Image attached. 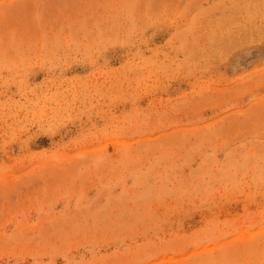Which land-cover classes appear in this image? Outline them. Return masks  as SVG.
<instances>
[{
	"label": "rangeland",
	"instance_id": "374dc122",
	"mask_svg": "<svg viewBox=\"0 0 264 264\" xmlns=\"http://www.w3.org/2000/svg\"><path fill=\"white\" fill-rule=\"evenodd\" d=\"M0 264H264V0H0Z\"/></svg>",
	"mask_w": 264,
	"mask_h": 264
}]
</instances>
